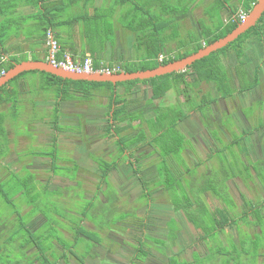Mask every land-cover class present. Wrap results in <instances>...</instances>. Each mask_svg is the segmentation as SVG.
Returning a JSON list of instances; mask_svg holds the SVG:
<instances>
[{
    "label": "trees",
    "instance_id": "obj_1",
    "mask_svg": "<svg viewBox=\"0 0 264 264\" xmlns=\"http://www.w3.org/2000/svg\"><path fill=\"white\" fill-rule=\"evenodd\" d=\"M202 1L204 0H0V75L10 70L15 64L28 60V57H24L27 52L22 47L24 43H29L28 49L32 53L29 59L46 61L48 54L46 42L49 32L53 34L58 44L57 59H62L66 53H69L74 60L78 58L83 60L89 56L92 59L94 71L107 69L131 73L154 69L159 65L186 57L223 37L239 23L237 19L239 7L247 13L255 2V0H210L204 9L210 24L199 21L196 30H185L183 33L184 22ZM222 14L227 15L223 17ZM119 28L123 33L131 36L134 58L132 61L120 62L116 69L110 62L106 63L105 54L109 49L112 52L115 45V32ZM263 31L264 15L254 27L227 47L195 62L183 72L154 79L120 82L114 85L111 82L76 81L46 72L30 71L20 74L3 86L0 89V156L5 153L7 144L4 124L9 117L15 121L19 119L25 100H31L30 113L35 118L32 117L33 119L30 120L28 116L25 119L30 121L44 119L42 115L39 117L37 115L38 109L34 105L36 98L39 97L43 101L53 100L54 105L46 117H51L53 124L57 125L61 103L90 100L94 96V91L101 87L106 89L98 93L107 99L106 125L102 135L107 139L113 138L117 152L116 160L113 158L110 161L102 158L96 160L100 174L94 195L81 208L79 213L81 217H74V221L66 219L71 224L60 220V218L65 219L63 217L56 219L50 213L44 214L39 202L42 195L40 187L44 185L42 189L48 190L50 180L55 176V170L63 166L57 164L60 158L56 149L51 155L46 154L49 156V175L45 184L38 185L36 176L32 172H28L24 177L14 175V181L8 191L4 190L5 182L2 183V179L0 180V196L13 210L10 221L1 223L0 241L4 239L9 223L10 234L6 240L11 241V244H14V250L19 252L14 264H58L60 260H63L64 264H70V256H73L79 264H86V258H96L94 247L100 242V237L98 233L83 227L81 221L82 217L92 219L88 216L89 211L98 197L97 193L101 191V185L107 184L108 175L116 168L117 162L120 159H126L125 161L133 167L129 161L131 157L129 148L137 144L142 145L144 140L157 149L163 161L167 156H176L183 144V136L177 129L178 122L187 118L192 112H197L203 119H208L205 109L208 111L210 107L206 106H210L216 99L232 97L235 93L218 54L233 46L228 53L233 51L236 57L240 58L243 56L244 42L253 37H257L264 46ZM19 37L22 38L12 43L13 39ZM42 45L45 48L44 53L40 55L37 48ZM34 51L37 54H34ZM226 55L224 54V57ZM28 74L41 76L40 80L32 84V91L30 89L24 91L22 86L27 83L20 82V79ZM15 81L18 83L17 86H11ZM202 83H213L218 96L208 95L205 99L206 95H201L199 105L192 107L195 100L191 90L198 88ZM255 84L254 79L253 83L241 86L238 93H244ZM139 85L150 93L147 104L148 107L153 108L154 115L150 119L139 117L145 123V127L138 124L137 133L130 136L127 130L135 129V126L131 123L134 118H128L129 101L131 95L136 92L135 87ZM174 85L176 94L180 97H176L174 106L156 105V101L163 99L169 92H173ZM120 87L123 91H119ZM22 93L28 95L29 99L22 98ZM224 149L227 150V147H223L221 151ZM160 168L164 170L162 165ZM73 169L77 170L75 164ZM133 171L142 184L144 196L147 197L150 194L148 183L138 174L137 169ZM159 177V183H164L166 189L174 195V204L178 203L173 191L174 177L166 176V181H163L165 177L163 172L159 174ZM58 189L63 188L56 187L55 190H51V195H54ZM218 195L220 196L219 193ZM19 201H22V204L18 205V210L15 202ZM24 204L29 209L22 213ZM191 205L189 200L186 201V208L189 209ZM177 206L178 204L176 208ZM188 209L186 210L190 221L196 227L203 229L204 238L226 226L229 220L227 211L223 209L216 212V217L212 219L213 223L208 226L204 224V221L197 222ZM63 213L61 214L65 215ZM39 214L42 221L36 225L32 220ZM67 229L72 231V239L65 236L64 231ZM67 239L71 243L67 242ZM259 241L255 239L251 242L250 239L242 238L238 244L230 246L232 252L229 254L235 260L237 255L250 254L249 256L255 261L258 257L256 252ZM78 245L81 247L77 252ZM145 245L142 241L134 245L131 264H138V262L142 264L148 257L150 248ZM248 250L253 253H248ZM168 264L187 263H179L177 259L172 258Z\"/></svg>",
    "mask_w": 264,
    "mask_h": 264
},
{
    "label": "rangeland",
    "instance_id": "obj_2",
    "mask_svg": "<svg viewBox=\"0 0 264 264\" xmlns=\"http://www.w3.org/2000/svg\"><path fill=\"white\" fill-rule=\"evenodd\" d=\"M209 2L210 0L202 1L201 4L190 13L188 20H186L182 26L183 33L185 30H196L199 21H204L206 24H210V21L204 12V9L208 6ZM241 10L242 8L239 7L238 12ZM226 15L227 14H222L223 17ZM115 34V45L113 50L112 52H110V49L107 50L105 56L106 63L110 62L117 69L120 62L133 60L134 51L132 48L131 36L123 33L120 28L119 30H116ZM21 38L22 37L15 40L13 39L12 43L17 42ZM247 42L248 41L244 42L245 44L241 60L249 68V77L243 76V78L238 81L237 67H239V59L233 51L228 53L233 46L218 54L220 57V63L226 68L230 77L232 89L235 92L241 86L254 82L252 76L255 65L259 64L258 62L264 54L263 47L258 39H255L254 42H250L253 44H250L249 42L248 44ZM28 46L29 43H24L22 47L27 51L24 54V57H28L29 59L32 56V53L28 49ZM44 48V45L37 48L40 55L44 53ZM227 53L228 55H226ZM34 54L37 53L35 52ZM224 54L226 55L225 57ZM260 77L264 78V71L263 74L261 72ZM40 78L41 76L39 74H28L23 76L20 79V82L25 81L27 85L25 84L22 86V89H24V91L27 89L32 91V84H34V81L40 80ZM16 82L17 81L11 86L16 87V84H18ZM103 89L106 88L101 87L94 91V96L90 100H74L61 103L58 110L57 125L53 124L51 117H46L47 113L53 107L54 101H43L39 97L36 98V104L34 105L38 109V117L42 115V118H44L43 120L39 119L30 121L35 118L30 113L31 105H29V103H31V100L24 101L23 111L17 121L11 117L7 118L4 124L7 133L6 151L0 156V180L2 179V183L5 182V191L9 190L11 183L14 181V175L24 177L28 172H32L36 176L38 185L45 184L49 175V156L46 154L48 153L51 155L54 149H56L60 158L59 161H57V164L63 166L55 170V176L51 178L48 190L44 191L42 189L44 185L40 187L42 195L39 202L41 207H43V213H50V215L54 216L56 219L63 217L65 219L60 218V220H63V222L67 224L71 223L66 219L74 221V217H81L79 214L82 210L81 208L94 195L96 184L99 181L100 171L97 168L96 160L102 158L110 161L112 158L115 160L117 158L116 146L113 142V138L107 139L102 135L106 125L105 111L107 108L105 103L107 102V99L98 92ZM135 90L136 92L130 97L128 118H134L131 122L134 126L139 124L141 127H145V123L142 122L139 117L142 119H150L154 115L153 108L148 107L147 104L150 93L146 88L140 85L136 86ZM172 90L173 92H169L163 99L156 101V105L174 106L177 99L176 97H180L176 94L175 85ZM119 91H123L122 87L119 88ZM191 92L192 94L194 93V96H192L195 100L192 107L199 105L201 95H206L205 99L208 95L215 97L218 96L213 83H202L198 88H195L193 91L191 90ZM233 96L234 97H229L227 99H219L210 104V106H206L210 107L208 111L205 109L208 119H203L201 121V118L195 114L191 120H185L179 128L181 132H183L182 129L185 131L187 129V132H190L187 133V135L192 137L193 134V136L199 138L198 146L200 148L204 147L203 150H208V146L219 148L216 153L217 163L227 162V160H223L226 155L229 156L228 153L230 149H224L221 151L220 148L226 147L228 144V130L233 127L236 131L234 124L238 122L234 121L233 117H230L229 115L233 112L240 115V109H243L241 112L247 117L249 123L241 122L238 126L242 127V124H244L245 130L255 131V134L252 136L255 145L252 146L253 142L248 140L250 150H253V147L255 146L254 150L256 153L255 155L253 154V157H257L256 155L258 154L264 155V147L262 148L264 142V129H262L264 126V109L261 110L263 107L261 104L264 102V87L262 90L260 88V91L256 93L247 91L243 95L234 93ZM21 97L26 99L28 98V95L22 93ZM39 109H44L45 111L42 112ZM28 116L30 120H25ZM191 130H193L192 133ZM137 131L138 128L132 130L128 129L127 133L132 136L135 135ZM220 136L222 140H219ZM148 151L150 152V149L146 146L139 152L133 153L132 157L135 159L139 154L147 153ZM40 153L44 155H39ZM155 158L157 157L155 156ZM125 160L126 159H122L119 162L116 171L112 170L110 172L107 184L101 185V191L97 193L98 197L94 200V205L88 214L92 219L82 217L81 224L83 227L87 230L98 233L100 237V242L94 247L97 257H88L86 258L85 263L130 264L134 254V245L139 241L146 242L145 244L148 248H150V246L151 248H161L165 253H168L166 255L174 254L179 249L189 246L193 249L194 243H192V241L194 240V235L189 229L185 228V226L182 230L179 227V233L177 232L178 238L174 239L172 236L168 237L167 233L169 232V229L174 226L178 227L177 223L174 222L176 219H173L168 225L167 223H164V221L167 222L166 216H172L171 212L167 213L163 210L164 212L161 213L160 211L149 209L148 205V207L143 205L147 202V198L144 195L140 196V184L137 180L134 181L133 177H135V175L133 174L132 168L123 165V162H126ZM237 162L239 165L242 164L240 159H237ZM74 164L76 165L77 170L73 169ZM132 164L136 167L138 165L135 162H132ZM182 164V166L186 168V163L182 162ZM240 167V169L243 168L241 171L248 175L247 168L245 169L243 165ZM159 169L160 166L158 165V170ZM139 171H142L141 168ZM213 171L214 176H221L223 174L222 172H219L217 168ZM227 171L228 173L231 172L229 168ZM176 172L177 170H175V173ZM160 174H162V171H160ZM152 176L154 177L155 175H151L144 179H150ZM262 179L263 177L261 175L260 181ZM262 185L264 186V180H262ZM149 186H147L149 189H153V185L150 184ZM56 187L63 189H58L54 195H51V190H55ZM117 187L120 192L119 196H116ZM219 190L220 189H218V191ZM157 197H160V199L165 198L163 192H158L156 194V198ZM230 200L231 198L229 197L228 204L232 205L233 202H230ZM22 201L15 202L18 210V205H21ZM232 207L233 209L236 208L233 205ZM28 209L29 207L24 204L21 212L24 213ZM62 212H64L63 214L65 215H62ZM12 213L13 210L10 205H8V203H6L0 196V227L2 226V221H10ZM236 213H238V210H236ZM155 215L161 216V219L152 221V224L151 216ZM163 215L165 218H162ZM200 218L204 217L200 215ZM212 219L213 218L203 219V221H205L208 226H211L213 223ZM32 221H34L36 225H39L42 221L41 215L39 214L35 216ZM9 228L10 224L8 223V230L3 237L4 239L0 241V264H14L19 255V252L15 251L13 248L14 244H11V241L6 240L10 234ZM64 234L69 239L73 238L72 231L69 229L64 231ZM258 240L260 239L258 238ZM67 242L71 243L68 239ZM209 244L210 247L214 248L221 246V242H219L216 237L211 239ZM80 247L81 246L79 245L76 247L77 252L80 250ZM107 249L116 251V253H109L106 251ZM69 259L70 264H79L73 256H70ZM148 259L149 258H146L142 264H156L157 262L155 259ZM236 263L264 264L262 261H254L253 257L251 258L249 255H237ZM58 264H64L63 260H60ZM138 264L140 263L138 262Z\"/></svg>",
    "mask_w": 264,
    "mask_h": 264
},
{
    "label": "crops",
    "instance_id": "obj_3",
    "mask_svg": "<svg viewBox=\"0 0 264 264\" xmlns=\"http://www.w3.org/2000/svg\"><path fill=\"white\" fill-rule=\"evenodd\" d=\"M195 114L203 120L199 113L192 112L187 116V118L178 122L177 129L183 136L182 149L176 155L178 157L167 156L163 161L159 155H155V152L151 148H149L150 152L148 151L147 153L139 154L137 157L138 161L136 160V163L138 165L137 167L135 166V168H141L142 170L139 175L142 176L143 180L148 183V186L150 184L153 185V189H149L150 194L146 197L147 202L143 205L145 207L149 206V209L160 211L161 213L164 212L163 210L167 213L171 212L172 216H166L167 222L164 221V223H167L168 225V223L173 221V219H176L174 222L177 223L178 227L174 226L173 228H170L167 233L168 237L172 236L174 239L178 238L179 227L182 230V228L184 229V226L194 235V240L192 241V243H194L193 249L189 246L179 249L174 254L166 255L168 253H165V251L161 250V248H151L150 246L151 250L149 249V255L147 258H149L148 260H150V258L155 259L157 261L156 264H168L172 258L177 259L179 263L187 264H238L236 263L235 258L231 257V254H229V252H232L230 246L232 247V245L238 244V241L242 238L250 239L251 242L255 239H260L259 234H257L259 233V230H254V235L249 237L244 230V223L247 219L246 212L250 209L256 210L253 212V215H255L256 218H264V188L261 185L262 180H264V167L261 162L263 161V154H258L259 156L256 155L257 157H253V155H245L247 160L251 158L256 159L255 168H250V164L246 166L248 175L245 172L243 173V171L240 172L231 169L228 155H226L223 160H227V162L217 163L216 153L219 148H212L211 146H208V150H203L204 147L200 148L198 146L199 138L193 136V134L192 137L187 135V133H190L187 132V129L186 131L182 129L184 133L179 129L180 125L185 120H191ZM138 126L139 125H136L135 128ZM192 131L193 130H191V133ZM147 140H149V138H147ZM145 141L146 140L143 142ZM142 146L143 144L131 146L132 148H129V154L132 156L133 153L139 152ZM155 156L157 158H155ZM121 160L122 159L117 162V165H119ZM182 162L186 163V168L182 166ZM123 165L129 166L127 162H123ZM158 165H162L164 170L161 168L158 170ZM216 168L219 172L223 173L221 176L213 175V170H216ZM228 168L231 170L230 173L227 171ZM116 169L117 168H115V170L113 169V171H116ZM160 170H162L163 174H165L163 181H166V176L169 177L171 175V177H174L175 182L173 185L175 189L173 191L177 197V208L176 204H174V195L170 190L166 189L164 183H159ZM175 170H177L176 173ZM133 174L135 175L134 171ZM151 175L155 176H152V178L147 180L144 179L150 177ZM261 175L263 179L260 181ZM133 178L134 181L137 180L140 184V196H143L144 189L142 184L136 175ZM116 189V196H119L120 192L118 187ZM218 189L220 190L218 191ZM158 192H163V196L165 198H156V194ZM248 192H252L254 194V201L251 202L249 197L248 199L245 197V193ZM229 197L231 198L230 202H233L232 205L236 208L233 209L232 205L228 204ZM188 200L192 204L189 209L185 207L186 201ZM185 208L189 210V213L195 217L197 222H201L203 219L214 218L216 217V212L223 209L227 211L229 220L226 226L212 233L213 235H209V237L204 238L203 229L201 227H196L192 221H190ZM236 210H238V213H236ZM252 211L249 213H252ZM200 215L204 218H200ZM160 217L161 216L159 215L151 216V223L154 220L161 219ZM162 218H165V216L163 215ZM204 224L208 225L205 221ZM215 237L219 242H221L220 247H210L209 241ZM262 247L263 244L259 243V247L256 252L258 257L255 261L264 262V250H261ZM106 251L109 253H116V251L111 249H107ZM251 252L253 253V251L248 250V253Z\"/></svg>",
    "mask_w": 264,
    "mask_h": 264
},
{
    "label": "water",
    "instance_id": "obj_4",
    "mask_svg": "<svg viewBox=\"0 0 264 264\" xmlns=\"http://www.w3.org/2000/svg\"><path fill=\"white\" fill-rule=\"evenodd\" d=\"M263 14L264 0H255L245 18L240 21L232 31L186 57L159 65L154 69L131 73L109 70H95L92 72L78 73L65 70L46 61L28 59L15 64L10 70L0 75V89L20 74L30 71L46 72L61 78L76 81L111 82L114 85L120 82L125 83L137 80L144 81L172 73L183 72L195 62L208 57L212 53H215L234 42L242 34L254 27Z\"/></svg>",
    "mask_w": 264,
    "mask_h": 264
},
{
    "label": "flooded vegetation",
    "instance_id": "obj_5",
    "mask_svg": "<svg viewBox=\"0 0 264 264\" xmlns=\"http://www.w3.org/2000/svg\"><path fill=\"white\" fill-rule=\"evenodd\" d=\"M263 37H264V31H263ZM255 39L257 40L258 38L255 37V38L249 39L247 41L250 43V42H254ZM258 41H259V43H261L260 40H258ZM250 44H253V43H250ZM262 47H263V50H264V46L263 45H262ZM237 58L239 59V63H238L239 64V67H237V69H238L237 70V73H238V81H239L241 78H243V76L249 77L250 74H249V71H248L249 68L241 60L242 57H240V58L237 57ZM258 63H259L258 65H255V69H254L253 76H252V79L253 80L254 79L256 80L255 86L252 87L251 89L246 90L242 94L241 93H238V91L240 89V88H238L235 93H238L240 95H243L247 91H252V92H255L256 93V92L260 91V88H261V90L263 89V87H264L263 86V84H264V78L260 77V74H261V72L263 74V71H264V54H263L262 58L260 59V61ZM232 97H234V96H232ZM217 100H219V99H216V101ZM216 101H214V102H216ZM66 102H68V101H66ZM261 105L263 106L261 108V110H263L264 109V102ZM244 108H246V107H244ZM241 111H243V109H240V111H239L240 112V115L237 114V113H235V112H233L232 114L229 115L230 117L232 116L233 119H234V121H237L238 123H235L233 121L235 123L234 125L236 127V131L233 129V127L228 130V135H229V138L230 139L228 138L229 141H228V144H227L228 150L230 149V151H231V152L229 151V161H230L231 169H233L234 171H240V172L243 169V168L240 169L241 168L240 167L241 165H243V167H245V168L249 164H250L249 165L250 168L251 167H253V168L256 167V159H252L251 158V159L247 160L246 159V156H245V155L252 156L253 154L255 155V153H256L255 150H254L255 149V146L253 147V150H250V147L248 145V140L251 141V142H253L252 146L255 145V141L252 138V136L255 134V131L254 130H249V131L245 130L244 124H242L243 125L242 127L241 126H238V124L240 125L241 122L249 123V120L244 115V113H242ZM255 129H257V128H255ZM262 129H264V126L262 127ZM219 140H222L221 136H220ZM142 144H143L142 148L148 146L149 148L153 149V151L155 152V155L158 156V152L156 151L157 149L154 146H152V144H149L146 141L145 142H142ZM263 147H264V142L262 144V148ZM152 155H153V153H152ZM237 159H240L242 161V164L241 165H239V163L237 162ZM136 160L138 161L137 158L134 159L132 156L129 158V161L131 163L132 162H135L136 163ZM261 162L263 164L262 166L264 167V155H263V161H261ZM129 166L132 168V170L133 169H137V168H135V166H133V167L131 165H129ZM137 171H138V174H140L139 169H137ZM261 185H262V182H261ZM263 188H264V186H263ZM245 197L247 199L249 197V200L251 202L254 201V199H255L254 194L252 192L251 193L250 192L245 193ZM252 210L253 209H250V210H248L246 212L247 213V219H246V221L244 223V230L249 235V237H251L252 235H254L253 234L254 230H259V233H257V234H259V237L261 239L260 243L263 244V247L261 248V250H264V218L263 219L256 218V216L253 215V212H255L256 210L255 209L253 211ZM250 211H252V213H249ZM257 222H259V223H257Z\"/></svg>",
    "mask_w": 264,
    "mask_h": 264
},
{
    "label": "built area",
    "instance_id": "obj_6",
    "mask_svg": "<svg viewBox=\"0 0 264 264\" xmlns=\"http://www.w3.org/2000/svg\"><path fill=\"white\" fill-rule=\"evenodd\" d=\"M247 15V13L243 10L239 11L237 13V19L238 21H242L245 16ZM46 47L48 48V54L46 57V61L61 67L65 70L71 71V72H92L93 70V62L92 59L87 56L86 58H84L83 60L81 59H76L74 60L72 58V56L68 53L64 54L62 59H57L56 55L58 53V44L56 43V41L53 38V34L52 33H48L47 35V42H46ZM161 61V58H160ZM5 72H2V74H4ZM1 74V75H2Z\"/></svg>",
    "mask_w": 264,
    "mask_h": 264
}]
</instances>
